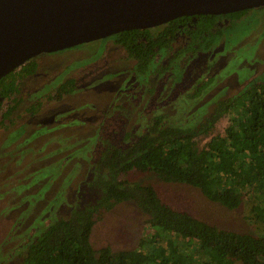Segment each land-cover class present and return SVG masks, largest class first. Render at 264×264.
I'll return each instance as SVG.
<instances>
[{"label": "rangeland", "instance_id": "1", "mask_svg": "<svg viewBox=\"0 0 264 264\" xmlns=\"http://www.w3.org/2000/svg\"><path fill=\"white\" fill-rule=\"evenodd\" d=\"M236 23L194 57L177 56L182 36L155 57L141 80L134 78L135 61L113 37L34 59L37 71L21 80L19 93L0 112V264H23L29 245L75 207L103 139L122 143L124 135L139 136L157 116L166 124L194 127L219 102L264 82V9ZM68 79L76 82L74 93L56 99V89ZM235 115L211 134L224 137ZM123 180L152 185L163 202L211 225L264 236V220L252 211L256 204L264 210L258 197L231 211L196 188L163 183L151 173L132 172ZM150 228L134 205L118 204L97 217L90 241L96 251L138 250Z\"/></svg>", "mask_w": 264, "mask_h": 264}, {"label": "trees", "instance_id": "2", "mask_svg": "<svg viewBox=\"0 0 264 264\" xmlns=\"http://www.w3.org/2000/svg\"><path fill=\"white\" fill-rule=\"evenodd\" d=\"M241 14L225 17L233 20ZM222 17L185 16L114 38L135 61V72L143 78L159 52L172 49L181 31L190 41L181 52L210 46L220 33L213 31ZM35 69L31 61L0 81V112L4 102L19 92V81ZM74 91L75 80L69 79L54 97L59 100ZM14 109L9 108L4 116ZM229 114L236 115L227 134L212 135L213 128ZM103 145L75 207L29 245L23 264H264V236L211 225L163 202L152 185L123 180L132 172L151 173L163 183L196 188L209 201L231 211L250 196L264 204V83H254L238 97L219 102L211 115L194 127L166 124L163 116H157L145 133L127 134L122 143L106 141ZM127 203L145 215L151 226L141 248L96 251L90 235L97 217ZM252 211L264 220V210L258 204Z\"/></svg>", "mask_w": 264, "mask_h": 264}, {"label": "water", "instance_id": "3", "mask_svg": "<svg viewBox=\"0 0 264 264\" xmlns=\"http://www.w3.org/2000/svg\"><path fill=\"white\" fill-rule=\"evenodd\" d=\"M263 7L264 0H0V81L44 53L185 16Z\"/></svg>", "mask_w": 264, "mask_h": 264}, {"label": "flooded vegetation", "instance_id": "4", "mask_svg": "<svg viewBox=\"0 0 264 264\" xmlns=\"http://www.w3.org/2000/svg\"><path fill=\"white\" fill-rule=\"evenodd\" d=\"M262 9H264V7L263 8H259V9H252V10H246V11H243L242 12V14L238 17V18H235V19H233V20H231V19H229L228 17H225L226 15H219V16H224V17H222V18H220V19H218L217 20V23H216V26H215V29H214V33H217L218 31L220 32L219 34H217V35H215L216 36V39H215V42H213V43H211V45L210 46H208V47H206L205 46V44L204 45H202V48L201 49H198L196 52H192V51H183V52H181L182 50H185L188 46H189V37L187 36V34H186V32H184V31H181L178 35H177V38H176V41H177V39H181L182 38V36L184 37L183 38V48H182V50L181 51H179V52H177V56H181V55H186L187 57L189 56V57H194V56H197V55H201L202 54V52H204V51H206V50H210V48L213 46V44H215V43H217L218 41H220V40H222V38L223 37H225V36H227V34L229 33L228 31H230V30H233V29H235L237 26H238V24L236 23L237 21H239L240 20V18L244 15V14H246V13H249V12H254V11H261ZM238 13V12H237ZM241 13V12H240ZM234 14V13H233ZM229 15V14H228ZM226 23H228V25L230 26L229 28H223V25L224 24H226ZM226 31V32H225ZM115 36H113V38H114ZM111 38V37H110ZM123 47V46H122ZM169 51V50H168ZM181 52V53H180ZM160 53V52H159ZM180 53V54H179ZM35 59V58H34ZM34 59H32L31 61L32 62H34ZM31 61H29V62H31ZM28 62V63H29ZM36 71H37V69H36ZM35 73V72H34ZM34 73L33 74H31V75H26L25 77H23L22 78V80H24L25 78H29L30 76H33L34 75ZM134 78H136V79H139V80H141V79H143L142 77L140 78V77H138V75L135 73V77ZM69 80V79H68ZM67 81V80H66ZM65 81V82H66ZM20 82H21V80L19 81V83H18V85H20ZM64 82V83H65ZM63 83V84H64ZM255 83H258V82H255ZM260 83H264V82H260ZM254 84V83H253ZM62 85V84H61ZM60 85V86H61ZM75 85H76V82H75ZM252 85V84H251ZM250 85V86H251ZM59 86V87H60ZM249 86V87H250ZM58 87V88H59ZM57 88V89H58ZM57 89H56V91H57ZM200 88H198V90H199ZM247 89H249V88H247ZM246 89V90H247ZM245 90V91H246ZM55 91V92H56ZM244 91V92H245ZM243 92V93H244ZM19 93V92H18ZM17 93V94H18ZM74 93V92H73ZM72 93V94H73ZM16 94V95H17ZM55 94V93H54ZM72 94H70V95H72ZM242 94V93H241ZM15 95V96H16ZM70 95H68V96H70ZM15 96L14 97H12L11 99L12 100H14L15 99ZM68 96H65L64 98H66V97H68ZM64 98H61V99H64ZM10 99V100H11ZM61 99H59V100H61ZM126 135H124V137H125ZM109 139H103V141L104 142H106V141H108ZM109 142H112L113 143V140L112 141H109ZM114 142H116V141H114ZM102 144H104V143H102ZM78 200H79V193L77 194V200H76V202H75V205L77 204V202H78Z\"/></svg>", "mask_w": 264, "mask_h": 264}]
</instances>
